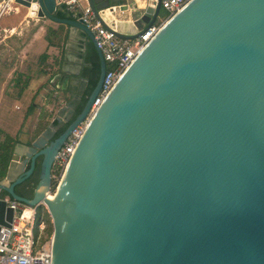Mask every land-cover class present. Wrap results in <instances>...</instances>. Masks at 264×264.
Listing matches in <instances>:
<instances>
[{
	"label": "water",
	"instance_id": "water-1",
	"mask_svg": "<svg viewBox=\"0 0 264 264\" xmlns=\"http://www.w3.org/2000/svg\"><path fill=\"white\" fill-rule=\"evenodd\" d=\"M69 0H13L25 13L81 31L99 56L95 89L36 138L15 145L0 192L46 204L52 264H264V0H191L165 22L90 117L107 64ZM102 26L107 0H86ZM162 0L136 13L155 24ZM60 84L66 77H56ZM63 102V101H62ZM87 127L56 193L52 170L71 133ZM58 126L67 125L55 138ZM39 167L33 198L16 188ZM13 210L0 200V224Z\"/></svg>",
	"mask_w": 264,
	"mask_h": 264
},
{
	"label": "crops",
	"instance_id": "crops-1",
	"mask_svg": "<svg viewBox=\"0 0 264 264\" xmlns=\"http://www.w3.org/2000/svg\"><path fill=\"white\" fill-rule=\"evenodd\" d=\"M77 1L81 8L88 7L86 0ZM107 1L114 11H106L105 22L125 35L137 33L135 15L143 13L150 0ZM22 10L13 0H0V141L9 135L25 143L53 122L71 96L78 103L100 61L81 31L35 17L30 10L20 16ZM56 77L68 81L60 84Z\"/></svg>",
	"mask_w": 264,
	"mask_h": 264
},
{
	"label": "built area",
	"instance_id": "built-area-1",
	"mask_svg": "<svg viewBox=\"0 0 264 264\" xmlns=\"http://www.w3.org/2000/svg\"><path fill=\"white\" fill-rule=\"evenodd\" d=\"M190 1L162 0L161 10L166 12V17L161 21L157 20L151 26H145L144 33L132 40L120 38L116 26L107 23L108 28L102 26L89 6L83 9L77 0L66 2L68 11L76 18L82 19L92 31L107 64L104 83L91 108L90 117L97 111L119 78L140 51L158 33L162 25ZM101 13L100 15L104 20ZM87 124L88 118L71 133L56 156L52 170V188L48 193L49 195L56 193ZM0 200L5 201L7 207L14 212L10 227L0 224V264H52V236L49 237L46 233L47 218L50 214L46 204L41 203L35 207H29L12 200L9 196H0Z\"/></svg>",
	"mask_w": 264,
	"mask_h": 264
},
{
	"label": "trees",
	"instance_id": "trees-1",
	"mask_svg": "<svg viewBox=\"0 0 264 264\" xmlns=\"http://www.w3.org/2000/svg\"><path fill=\"white\" fill-rule=\"evenodd\" d=\"M166 13V12H165ZM166 15V14H165ZM57 17L62 19H74L76 18L71 12L68 11L67 6H64L62 10L58 11L56 14ZM46 55H43V58H45ZM58 72H61L59 69ZM98 75H99V63H95V65L92 68L91 75L88 79V84L86 86V89L81 96L80 100L77 103L76 109L74 111L73 119L72 121L82 112L84 109L87 100L93 90L96 87L97 81H98ZM55 126H58L56 123H54ZM67 125L63 126L55 135V138H58L66 129ZM1 134V131H0ZM18 138H13L11 136H6L4 141H0V181L5 178L8 170V166L11 162L13 151L15 148V145L19 143ZM39 167H37V170L35 174L27 180L25 183L19 185L16 188V192L24 197H27L29 199L33 198L34 190L39 182ZM1 197L8 196L5 192H0ZM48 226H47V235L50 237L53 234V226L51 222L50 216L48 217Z\"/></svg>",
	"mask_w": 264,
	"mask_h": 264
},
{
	"label": "rangeland",
	"instance_id": "rangeland-1",
	"mask_svg": "<svg viewBox=\"0 0 264 264\" xmlns=\"http://www.w3.org/2000/svg\"><path fill=\"white\" fill-rule=\"evenodd\" d=\"M166 13H165V11L164 10H161V13H160V15H159V17H158V21H161L163 18H165L166 17V15H165ZM20 16H25V10H22L21 12H20V14H19ZM33 28H34V26L32 25V26H30V27H28V29H29V31H28V33H31V32H33ZM66 100H69V99H66ZM64 102V101H63ZM59 106H60V104H59ZM59 106H57V107H59ZM48 219V218H47ZM51 222H52V219H51ZM47 224H48V220H47ZM48 226V225H47ZM38 232V231H37ZM46 233H47V230H46ZM47 238V237H46ZM45 240V238L43 239V241Z\"/></svg>",
	"mask_w": 264,
	"mask_h": 264
},
{
	"label": "flooded vegetation",
	"instance_id": "flooded-vegetation-1",
	"mask_svg": "<svg viewBox=\"0 0 264 264\" xmlns=\"http://www.w3.org/2000/svg\"><path fill=\"white\" fill-rule=\"evenodd\" d=\"M61 128H62V126L61 127L60 126H55L54 131L57 133Z\"/></svg>",
	"mask_w": 264,
	"mask_h": 264
}]
</instances>
